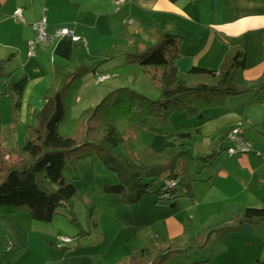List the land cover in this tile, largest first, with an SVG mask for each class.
I'll return each mask as SVG.
<instances>
[{
	"label": "crops",
	"instance_id": "0c3cea01",
	"mask_svg": "<svg viewBox=\"0 0 264 264\" xmlns=\"http://www.w3.org/2000/svg\"><path fill=\"white\" fill-rule=\"evenodd\" d=\"M18 7H23L24 22L15 15ZM43 16L50 34L69 27L82 40L74 41L68 35L54 37L29 56L28 42L36 34L32 24ZM157 28L181 37V55L175 62L180 72H188L193 66L219 69L235 49L243 47L246 67L238 71L237 81L247 83L264 73V0H128L122 5L114 0H0V61H4L3 70L9 75L4 80L0 72L3 146L8 150L22 146L20 133L34 125H24L22 119L34 117V112L42 108L43 94L54 83L57 68L62 69L60 84L86 67L90 71L83 86L95 82V75L100 73L110 76L103 82L118 87L120 81L107 72L125 63V58L116 54V45L126 43L130 33L146 44ZM24 74L29 84L19 119L14 121L9 83ZM79 92L78 101L91 100L89 90L81 88ZM239 119L252 152L229 156L223 150L204 168L211 170L207 177L200 176L202 170L186 191L181 188L176 205L175 201L158 198L149 215L132 221L124 216L122 255L140 250L151 240L165 243L188 230L184 250L163 264H264V223L257 227L244 224L222 237L214 234L204 246L193 243L200 233H195V224L188 225L189 220L205 223L202 229L233 224L246 209L264 205V88L258 93L229 96L225 105L204 109L201 117L185 118L175 113L166 121L169 128L159 130L146 145L138 146L161 154L174 145L179 132H193L189 141L205 144L207 153L212 149L209 141L200 138L232 127ZM116 182L117 178L110 175L100 186ZM128 211L125 214L130 215ZM189 211L195 216H188ZM20 212L0 214V264H100L98 255L86 247L103 242L105 235L96 239H89L91 235L73 237L72 242L58 246L60 225H33L27 211ZM20 214H24L25 222Z\"/></svg>",
	"mask_w": 264,
	"mask_h": 264
},
{
	"label": "trees",
	"instance_id": "16d2710c",
	"mask_svg": "<svg viewBox=\"0 0 264 264\" xmlns=\"http://www.w3.org/2000/svg\"><path fill=\"white\" fill-rule=\"evenodd\" d=\"M181 43V37L159 28L146 44L140 43L137 34H128V41L115 47L116 54L123 56L125 63L107 71L125 84L111 90L94 107L84 109L73 119L67 134L60 129L72 117L75 96L90 71L86 67L71 73L61 84L62 69H56L54 83L43 94L45 103L35 114V123L31 126L33 136L22 146L12 150L3 146L0 117V214L27 211L43 223L52 222L61 209L73 214V199L78 188L67 175H73L77 164L86 160L101 161L117 178L116 183L105 184L103 189L119 195L124 204L132 205L144 195L155 193L159 199L175 201L176 205L181 184L192 181L224 150V141L232 127L220 128L200 138L207 139L212 148L203 157L189 150L191 144L187 140L195 135L193 132H179L174 145L161 154L138 149L134 154L119 152L117 149L125 148L127 139L118 123L127 121L144 126L155 118L167 121L178 112L185 118L201 117L204 109L225 105L229 96L258 93L264 88V73L247 83L237 81L238 71L246 67L247 54L243 47L235 49L219 69L193 66L183 73L175 63L181 55ZM3 63L0 61V72L7 80L9 75L4 72ZM142 73L158 90L157 99L133 87ZM28 84L27 74L9 83L14 121L19 119ZM172 181L176 184L171 185ZM71 220L76 222L74 217ZM262 223L264 205L248 208L233 224L205 228L193 243L204 246L214 234L222 237L244 224L257 227ZM76 224L80 228L79 238L90 233L79 222ZM183 250L180 237L175 236L165 243L151 240L133 255L137 260L135 264H163Z\"/></svg>",
	"mask_w": 264,
	"mask_h": 264
},
{
	"label": "rangeland",
	"instance_id": "374dc122",
	"mask_svg": "<svg viewBox=\"0 0 264 264\" xmlns=\"http://www.w3.org/2000/svg\"><path fill=\"white\" fill-rule=\"evenodd\" d=\"M121 57L124 58L123 56ZM120 84L124 85L125 83L120 81ZM133 87L138 92L145 94L151 99H157L159 96L158 90L153 86L147 75L144 73L140 75L139 79L133 85ZM114 88H116V85H114L112 82L109 81L101 82L100 84H96L95 82H89L87 85L82 86L83 91L89 90V92L91 93V100L90 99L87 101L83 100L80 102L77 99H78V95L81 92H78L79 94L78 93L76 94L73 102V108H72L73 110L70 112L72 117L60 129L61 133L67 134L68 132H70L71 126L73 124V119L78 117L84 109L89 107H94L95 105H97ZM38 102L39 101H36L35 104H38ZM39 109L40 108H38L34 112V117H31L30 115L23 117L22 121L24 125L26 123L27 124L28 123L31 124L32 122L35 123V114L38 112ZM175 116H177V114ZM118 126L125 135L127 139V143L125 145V148L121 146L117 150L123 153L128 152L134 154V152H136L137 149L140 152L142 151L144 152L148 150V149L139 148L138 144L146 145L151 140V138L154 137V134L156 132H158L159 130H165L169 128L170 124L169 122L160 121L155 118L151 120L150 124L147 127H144L143 125L140 124L130 123L127 121H120L118 123ZM28 130L29 131H26L25 133H20V137L24 138V140L21 143L22 145L25 139L31 138L33 136L32 130L30 128ZM187 143L191 144L189 150L192 149L195 151L194 153L196 154L200 153L203 157H206L207 147L205 146V144H201V143L195 144L196 140L193 141L187 140ZM148 151H152V150H148ZM222 154L223 153H221L220 155ZM210 171H207L205 169L200 176L207 177ZM110 175L115 177L106 168V166L103 163H101V161H96L94 163H92L90 160L79 162L77 164V168L74 170V174L67 175V179L70 182L74 183L78 188V194L73 199L74 213L73 214L70 213L67 209H61L60 213L55 216L52 222L43 223L41 221L33 219L30 213L27 212L28 213L27 215H29L27 217H30L28 218L29 223H33V225H60V228H62L61 230L62 235L63 234L68 235L74 237L75 239H78L80 228L76 226L77 225L76 222H79V225H81L84 230L90 231L92 233V234L89 233V235L83 238L89 237L90 235L91 236L89 239H96L97 236H102V235L106 236L104 237L103 242L96 241L93 243V245L86 247L89 248L90 251L95 252L98 255L97 257L100 258L99 260L100 264H135L137 260L135 259L133 253L129 254L128 256L127 255L124 256L122 255V253H120L122 250L120 248V243L121 240L123 239L122 237L124 236V234L126 235L125 231L120 233L122 227L126 225L123 222V217L126 216V218L129 221H132L135 220V217H141L144 214L146 216L149 215L151 211H154L153 208L155 207V203L157 202L158 197L155 193L146 194L141 198L139 202H136L132 205L124 204L119 195L105 192L104 189L100 186V184L104 182L105 179L109 178ZM161 179L163 180L164 177H161ZM160 181H158L155 184V186L153 187L154 190L158 186ZM190 183L191 181L188 180L184 181V183L181 184V188L183 187L184 190L186 191L188 188V184ZM139 203H141V205ZM126 210H129L128 212H131V214L130 215L125 214ZM188 216H195V215L192 211H189ZM188 216L187 218L189 220L190 217ZM19 217L24 222L26 221V219L23 218L24 214H20ZM72 217L75 218L76 222H73L71 220ZM193 224H195L196 226L195 233L197 234L200 233V235H202L205 231L204 230L205 227L202 229V226H205V223H201L197 220H195V222L193 220L188 221V225H193ZM211 225H214V223H212ZM216 225L217 224H215L214 226ZM207 228H211V227L208 226ZM187 232H184L182 235L179 236L180 243L182 246L187 245L184 237L187 235ZM118 235H120L119 238H117ZM188 242H192V240L189 239ZM109 257H111V259H109Z\"/></svg>",
	"mask_w": 264,
	"mask_h": 264
},
{
	"label": "built area",
	"instance_id": "2783aa9c",
	"mask_svg": "<svg viewBox=\"0 0 264 264\" xmlns=\"http://www.w3.org/2000/svg\"><path fill=\"white\" fill-rule=\"evenodd\" d=\"M128 0H114L117 5H122ZM16 17L24 22L23 17V7H18L15 12ZM47 18L45 16L41 17L39 20L35 21L32 26L36 32L35 37L31 38L28 42V55L34 56L36 54L37 48L42 45L51 42L54 37H59L63 35H68L74 41L82 40V38L74 33L69 27H62L58 29L55 34H50L47 31ZM110 76L107 74L97 73L95 75V82L101 83L108 79ZM243 122L242 120H237V122L232 126L230 131L226 136V146L225 151L229 156L243 155L252 152V146L245 140L242 130ZM171 185H175L176 181H172ZM58 246H63L66 243H70L74 240L73 237L68 235H59Z\"/></svg>",
	"mask_w": 264,
	"mask_h": 264
}]
</instances>
